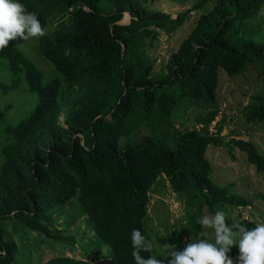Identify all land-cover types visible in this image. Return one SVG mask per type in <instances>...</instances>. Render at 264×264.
<instances>
[{
  "label": "trees",
  "instance_id": "16d2710c",
  "mask_svg": "<svg viewBox=\"0 0 264 264\" xmlns=\"http://www.w3.org/2000/svg\"><path fill=\"white\" fill-rule=\"evenodd\" d=\"M19 2L43 28H52L39 38L38 51L61 79L42 83L40 70L11 43L0 51L14 76L0 79V94L15 89L22 74L36 97L27 116L14 124L4 123L8 106L0 108V132L7 141L0 147V220L14 219L41 237L62 241L54 216L77 202L80 211L68 225L84 217L110 249L94 262L60 254L41 264H135L131 233L139 229L151 241L143 220L151 186L161 177L174 194L189 193L187 225H172L171 250L183 249L185 232L194 242L207 240L199 235L202 212L214 216L224 209L228 215L226 210L251 205L232 191V183L210 179L204 153L209 144L236 148L264 174V156L255 145L234 137L223 142L224 118L214 121L218 68L231 77L250 65L264 90V35L261 23H252L264 0H199L173 18L146 0ZM191 11L197 12L192 28L154 71L149 54L159 32L173 34ZM125 13L128 21L118 23ZM185 97L201 101L205 111L193 128L181 131L171 116ZM241 112L246 121H264V91ZM131 133L136 142L118 149L119 139ZM259 197L264 201V193ZM226 223L257 226L240 217L226 216ZM16 251V242L3 238L0 228V264H12Z\"/></svg>",
  "mask_w": 264,
  "mask_h": 264
},
{
  "label": "rangeland",
  "instance_id": "374dc122",
  "mask_svg": "<svg viewBox=\"0 0 264 264\" xmlns=\"http://www.w3.org/2000/svg\"><path fill=\"white\" fill-rule=\"evenodd\" d=\"M199 0H146L151 7L158 8L170 14L173 18L177 12H180ZM208 3L203 8H208ZM196 11H191L188 21L173 34L159 32L154 44L155 47L149 54L155 60L154 71H158L160 65L165 62L169 53L174 47L185 38L186 34L192 28ZM127 13L122 15L119 22H126ZM261 23V35H264V4L252 20V23ZM51 27H45V33L51 31ZM50 30V31H49ZM39 38L30 37L28 40L10 41L12 45L23 52L27 58L40 70L42 83L61 76L53 67L40 55L38 51ZM253 66V65H251ZM11 75L4 66V61L0 59V79L9 81ZM19 83L16 88L0 94V108L8 106L5 113L4 123L14 124L17 120L25 118L33 108L36 97L33 93L28 92L26 85L19 74ZM217 88L216 103L219 110L214 121L224 118V123L220 135L225 142L229 138H240L251 141L257 151L264 156V121L249 122L246 121L241 112L243 106L249 103L254 95L264 91L263 83L259 78L257 71L247 65L243 73L228 77L220 68L217 70ZM205 111L201 101L183 98L179 101L173 110L171 121L173 126L178 130H187L195 126V117ZM61 120V117H59ZM214 121L208 126V132L213 133ZM199 127V126H197ZM6 139L0 132V147L6 143ZM135 137L132 133L119 139L118 149H122L126 144L135 143ZM205 158L210 163V179L218 185L232 183V191L251 201V205L246 208L226 210L229 218L240 217L254 221L257 225L264 223V201L260 195L264 193V174L256 173L253 166L245 160L243 152L236 148L228 146L207 145L205 149ZM2 155L0 152V163ZM189 193L181 195L174 194L170 191L169 186L163 177L157 179L151 186L149 193V204L146 207V215L143 220L148 231L152 249L150 256L164 260L167 264V252L170 251L169 234L172 225L184 227L187 225V212L189 208L186 205ZM76 203V204H75ZM63 212L54 216V226L60 230L64 240L54 238H44L40 234L32 232L25 228L20 222L7 218L0 220L2 237L13 239L17 244V251L12 264H41L50 257L64 254L76 259H86L94 262L100 258L110 255V249L94 234L88 226L84 217H79L69 224L71 216L80 211V206L75 202ZM225 212V210L223 209ZM203 216L209 215L202 212ZM207 233L206 238L209 242L215 243L214 230L204 229ZM183 247L190 241L191 236L186 232L182 234ZM238 240V237L236 238ZM71 247V251H66ZM233 259L234 264H239V247L238 244L231 246L228 253Z\"/></svg>",
  "mask_w": 264,
  "mask_h": 264
},
{
  "label": "clouds",
  "instance_id": "9594fccd",
  "mask_svg": "<svg viewBox=\"0 0 264 264\" xmlns=\"http://www.w3.org/2000/svg\"><path fill=\"white\" fill-rule=\"evenodd\" d=\"M45 30L37 15L29 12L19 0H0V51L6 49L10 41H26L30 37L45 36ZM204 229L214 230L215 243L206 239L185 243L182 250L167 252V264H234L228 253L231 246L238 244L239 264H264V223L254 228L240 224L226 223V214L218 210L214 216L205 215L197 220ZM200 236H206L201 232ZM238 237V240L236 239ZM132 257L135 264H164V260L141 255L150 252L151 241L139 229L131 233Z\"/></svg>",
  "mask_w": 264,
  "mask_h": 264
},
{
  "label": "water",
  "instance_id": "95a60500",
  "mask_svg": "<svg viewBox=\"0 0 264 264\" xmlns=\"http://www.w3.org/2000/svg\"><path fill=\"white\" fill-rule=\"evenodd\" d=\"M127 15H128V14H127ZM121 18H122V17H121ZM120 20H121V19H120ZM127 21H128V19H127ZM127 21H126V22H127ZM126 22H118V23H120V24H125Z\"/></svg>",
  "mask_w": 264,
  "mask_h": 264
}]
</instances>
